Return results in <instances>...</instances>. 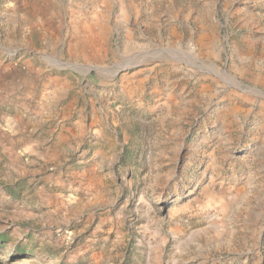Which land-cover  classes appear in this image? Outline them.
<instances>
[{
	"label": "rangeland",
	"instance_id": "rangeland-1",
	"mask_svg": "<svg viewBox=\"0 0 264 264\" xmlns=\"http://www.w3.org/2000/svg\"><path fill=\"white\" fill-rule=\"evenodd\" d=\"M0 264H264V0H0Z\"/></svg>",
	"mask_w": 264,
	"mask_h": 264
}]
</instances>
